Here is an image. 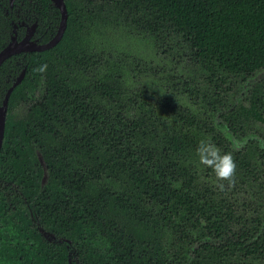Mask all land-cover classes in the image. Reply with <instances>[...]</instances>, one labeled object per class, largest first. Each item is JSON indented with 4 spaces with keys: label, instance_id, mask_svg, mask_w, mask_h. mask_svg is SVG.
<instances>
[{
    "label": "trees",
    "instance_id": "trees-1",
    "mask_svg": "<svg viewBox=\"0 0 264 264\" xmlns=\"http://www.w3.org/2000/svg\"><path fill=\"white\" fill-rule=\"evenodd\" d=\"M66 6L64 37L27 56L26 78L10 95L0 153V264H71L70 258L73 264H264V148L253 138L259 145L235 149L213 120L220 112L235 136L264 121V79L250 84L248 106L229 107L232 89L225 91L232 86H223L264 70V0H66ZM118 19L161 45L182 38L188 56L210 72L201 94L206 108L199 94L190 103L167 97L165 116L149 88L127 86L119 68L108 74L118 65L86 42L96 23L100 31ZM60 21L56 14L52 27ZM11 62L0 67V99L13 85L1 73L18 68ZM43 64L47 70L36 71ZM19 107L23 117L13 113ZM206 138L234 152L230 188L250 187L251 199L239 201L229 188L201 181L215 177L196 155ZM37 149L49 172L44 186Z\"/></svg>",
    "mask_w": 264,
    "mask_h": 264
},
{
    "label": "rangeland",
    "instance_id": "rangeland-1",
    "mask_svg": "<svg viewBox=\"0 0 264 264\" xmlns=\"http://www.w3.org/2000/svg\"><path fill=\"white\" fill-rule=\"evenodd\" d=\"M117 21L118 25H109L104 27V30L101 28L100 31L98 28L99 24L96 23L95 29L89 32V34H92L90 35L91 38H88L86 42L87 48L90 50L94 49L99 53L105 52L106 58H110V62L113 65H118L111 68L112 70L108 74H119V68L122 74L128 75L127 79L124 80L127 86L135 89L149 88L148 90L154 96L152 101L157 104L159 112L165 116L166 110L170 107H163L162 100L164 101L167 97H174L177 101L181 100L185 103H190V99H196L199 94V99L202 102L201 106L206 108L201 94L208 87V83L203 77H206L210 72L188 56L181 37L174 36L169 40V43L161 45L152 34L138 31L136 28L127 25L123 19H118ZM163 49L166 50L164 51ZM105 70L104 68L102 72ZM231 80L232 83L228 80L230 84L226 82L223 85L226 88L228 85L232 86V88L225 91L232 89V91L228 92V106L241 103L248 106L249 103L246 97L250 85L245 90L247 81L243 80L242 76L239 75L232 77ZM189 89L196 90L194 95H190ZM30 96L28 93V97ZM25 109H27V106H25ZM22 110V107H19L13 113L16 116H20ZM165 120L168 123L170 122L168 118ZM213 120L217 131H222L231 142V145L233 147L235 145L236 149H244L248 146L249 143L246 142L243 145L242 142L247 133L249 134L248 136H260L261 140L259 143L264 144V121L262 120L257 119V122L254 120L250 124V128H247V131L244 132L245 134L242 133L236 136L229 129L228 123L221 118L220 112H217ZM255 144H258V142ZM201 181L212 183L213 185L217 183L216 177L209 179L202 177ZM246 188L248 191L242 190L238 192L233 188H229L226 191L232 192L239 201H243L245 198H252V190L250 187Z\"/></svg>",
    "mask_w": 264,
    "mask_h": 264
},
{
    "label": "flooded vegetation",
    "instance_id": "flooded-vegetation-1",
    "mask_svg": "<svg viewBox=\"0 0 264 264\" xmlns=\"http://www.w3.org/2000/svg\"><path fill=\"white\" fill-rule=\"evenodd\" d=\"M64 2L66 3V0H64ZM0 7H2L4 11L3 20L5 23L4 29L0 27V37L3 39V41L1 42L0 38V50H3L5 46H7L12 40H14V38L17 40L18 43L24 45L26 48L23 51L14 53L11 56L7 57L2 63L3 65L5 62H8L6 65H11L13 64V62L11 61H14V64L17 65L18 68L11 69L8 74H5L2 71L1 73L2 75L7 76V82L12 80L14 84V82L18 80L19 76L25 70V75L21 81L22 83L27 75L28 63H26L25 61L27 56L30 57L33 53L38 54L40 52L48 50H40L38 47L40 45H45L51 42L57 36L61 21L54 27H52V24L55 21L56 14H59L62 20V12L60 8H58L56 3L52 0H50L48 4L45 2V0H0ZM66 29L64 31V34L66 32ZM64 34L62 38L64 37ZM61 39L59 40V42L61 41ZM58 43H56L51 48H54ZM36 47L37 49H35ZM18 58L19 60H17ZM39 78L40 80H42L44 76L40 75ZM21 83H19L18 85H20ZM37 85H39L38 88L40 90V88H42L41 86L43 85V83L39 81ZM39 97L40 96H36L34 98L37 100L39 99ZM3 100L4 98L0 99V103H2ZM248 135L249 134L247 133L245 138ZM252 141L256 143L255 139H250V142L248 143H251ZM39 232L43 237H46L47 239L51 236L50 233H45L47 231L42 230L41 227ZM70 263L73 264L71 258Z\"/></svg>",
    "mask_w": 264,
    "mask_h": 264
},
{
    "label": "water",
    "instance_id": "water-1",
    "mask_svg": "<svg viewBox=\"0 0 264 264\" xmlns=\"http://www.w3.org/2000/svg\"><path fill=\"white\" fill-rule=\"evenodd\" d=\"M52 1L55 2L56 5H58L59 7H61L63 9L62 10V12H63L62 27H61V31L58 33V36L55 38V40L51 41V42H49V43H47L45 45H40L38 47L40 50H45V49L53 46L55 43H58L59 42L58 40L60 39L61 35L63 34L64 27L68 23V10H67V7H66V3L63 2V0H52ZM25 49H26L25 46L20 44V43H18L17 40L14 38V40H12L7 46H5L3 50H0V66L2 65L3 61L7 57L11 56L14 53L23 51ZM35 49H37V47ZM24 75H25V70L23 71L22 75L18 78V80L16 82H14V84L8 90V92L6 94V98L4 99L2 105L0 104V152H1L2 148H3V143H4V138H5L4 129H5V119H6V116H7L6 112H7L8 101L10 99V95H11L12 91L20 83V81H22ZM263 78H264V70H261L255 76H251L247 80V82L245 83V88L244 89L247 90L250 84L256 83L260 79H263ZM253 137L255 139L258 138L259 140H261L260 136H253ZM262 148H264V147H262ZM37 154H38L39 160H40L41 164L44 166V170H45V174H44L42 182H41L42 186H44L49 180V172H48V169H47V165H46L45 159H44L40 149H37ZM42 230H44V229L42 228ZM45 233H50V232L47 231ZM48 240L56 241L57 237L54 234H51V236L48 238ZM59 241L65 242L68 246H70L69 244H71V240L66 239V238H60Z\"/></svg>",
    "mask_w": 264,
    "mask_h": 264
},
{
    "label": "clouds",
    "instance_id": "clouds-1",
    "mask_svg": "<svg viewBox=\"0 0 264 264\" xmlns=\"http://www.w3.org/2000/svg\"><path fill=\"white\" fill-rule=\"evenodd\" d=\"M46 70V64L40 65L36 69V71L41 73ZM260 146L264 147V144ZM196 155L201 165L214 172L217 181L216 187L220 191L234 186L236 182L237 163L233 151H222L211 138H206L199 141L196 148ZM224 182L227 183L225 184Z\"/></svg>",
    "mask_w": 264,
    "mask_h": 264
},
{
    "label": "bare ground",
    "instance_id": "bare-ground-1",
    "mask_svg": "<svg viewBox=\"0 0 264 264\" xmlns=\"http://www.w3.org/2000/svg\"><path fill=\"white\" fill-rule=\"evenodd\" d=\"M63 2H64V0H63ZM57 6H58V5H57ZM58 8H60V10H61V12H62L63 9H62L61 7H59V6H58ZM62 18H63V12H62ZM66 26H67V24H66ZM66 26H65L64 29H63L64 31H65V29H66ZM61 27H62V20H61V24H60V27H59V32L61 31ZM64 31H63V34H64ZM59 32H58V33H59ZM63 34L61 35V37L63 36ZM57 36H58V34H57ZM57 36H56V37H57ZM56 37H55V38H56ZM61 37H60V39H61ZM55 38H54L52 41H54ZM60 39H59V40H60ZM59 40H58V41H59ZM55 44H56V43H55ZM55 44H54V45H55ZM54 45H53V46H54ZM53 46H51V47H53ZM51 47H49V48H51ZM47 49H48V48H47ZM17 53H18V52H17ZM21 75H22V74H21ZM21 75H20V76H21ZM20 76H19V77H20ZM20 83H21V81H20ZM5 98H6V96H5ZM5 98H4V99H5ZM3 101H4V100H3ZM2 103H3V102H2ZM2 103H0V104L2 105ZM8 105H9V101H8ZM8 105H7V112H8ZM26 106L28 107V105H26ZM7 112H6V114H7ZM23 116H24V115L22 114L21 117H23ZM6 124H7V116H6V119H5V129H4V134L6 133ZM253 138H254L253 136H248V137H246V138L242 141V142H243V145L246 144V142L248 143V142L250 141V139H253ZM235 149H236V148H235ZM241 149H242V148H241ZM241 149H238V150H241ZM0 153H1V152H0Z\"/></svg>",
    "mask_w": 264,
    "mask_h": 264
}]
</instances>
